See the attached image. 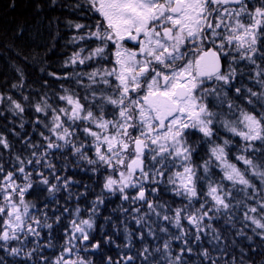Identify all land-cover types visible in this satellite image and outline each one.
I'll list each match as a JSON object with an SVG mask.
<instances>
[{
    "label": "snow or ice",
    "instance_id": "1",
    "mask_svg": "<svg viewBox=\"0 0 264 264\" xmlns=\"http://www.w3.org/2000/svg\"><path fill=\"white\" fill-rule=\"evenodd\" d=\"M75 8L87 23L68 22L65 71L47 72L59 89L44 81L26 93L21 72L12 85L21 99L0 93V116L24 131L11 129L15 141L0 132V264H93L112 197L126 244L107 264H255L264 257V0ZM77 171L99 181L91 200L87 184L73 192Z\"/></svg>",
    "mask_w": 264,
    "mask_h": 264
},
{
    "label": "trees",
    "instance_id": "2",
    "mask_svg": "<svg viewBox=\"0 0 264 264\" xmlns=\"http://www.w3.org/2000/svg\"><path fill=\"white\" fill-rule=\"evenodd\" d=\"M78 2L79 0H70V2L56 0L53 5L52 0H0V93L21 99L19 91L12 89V85L20 80L21 72L24 75V83L28 86L26 93L43 87L44 81L49 82L48 87L51 90L59 89L60 82L47 76V72L65 71L62 64L72 52L73 45L69 41L74 35V29L69 28L68 22L87 23L85 17L78 14L75 8ZM26 115L30 118L34 113L29 109ZM14 121L16 118L6 110L0 116V132H4L13 141L16 140L11 134L13 127L21 135L24 134V131L18 127V122L13 123ZM25 130L28 133L32 132L29 123L25 124ZM74 179L81 183L73 188V192L83 191V185L87 184L95 189V192L89 193V200L99 193L100 188L97 187L99 181L95 177L90 178V174L77 171ZM32 202L39 201L33 199ZM120 204L118 198L112 197L106 200L105 205L100 209L94 236L101 240V249L89 254L93 264H107L109 256L117 260L125 251L126 241L121 223ZM81 206L83 207V204ZM105 217L111 219L106 221ZM104 236H111L113 242L104 243ZM254 240L259 242L258 237ZM248 246L247 243L244 244L246 250ZM0 255L4 254L0 253ZM7 259L12 258L7 257ZM260 261V256H255V264H259Z\"/></svg>",
    "mask_w": 264,
    "mask_h": 264
},
{
    "label": "bare ground",
    "instance_id": "3",
    "mask_svg": "<svg viewBox=\"0 0 264 264\" xmlns=\"http://www.w3.org/2000/svg\"><path fill=\"white\" fill-rule=\"evenodd\" d=\"M66 2H70V0H65ZM250 246H248L249 248ZM260 259H264V257H260Z\"/></svg>",
    "mask_w": 264,
    "mask_h": 264
}]
</instances>
